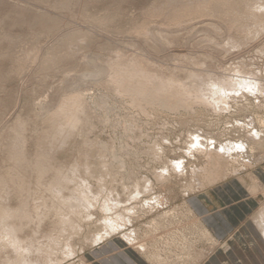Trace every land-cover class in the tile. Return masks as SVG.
<instances>
[{"label": "rangeland", "instance_id": "1", "mask_svg": "<svg viewBox=\"0 0 264 264\" xmlns=\"http://www.w3.org/2000/svg\"><path fill=\"white\" fill-rule=\"evenodd\" d=\"M152 1L153 0H75L64 10L56 12L54 10L49 12L41 10V12H45L47 16L42 19L39 25H31L19 20L20 23L15 21L10 28L7 30L5 29L6 32L14 38H21L22 35L25 36V33L30 34L31 32H36V34L40 33L42 37L40 36L36 40L31 39L32 35L27 37V41L25 40L26 42H23L16 51L17 53H19V51L21 52L18 60L14 59L10 61L8 58L4 57L0 60L1 69L15 70L9 80L0 86V104L1 101L4 100L0 105V169L4 167V163L6 162V152L13 138V131L20 123H22L23 131H25L27 137L28 144L26 143L25 145L28 147L31 154L34 155L36 153L37 140L40 138V131L45 127L44 125L45 122L48 121V118L52 117L57 109H59L63 100L68 98V100L72 102L75 101L77 95H80V101L76 105L79 111H86L88 114L86 126L93 124L95 127L92 126V130L94 131L89 132L87 135L91 137L89 141L92 143V148L88 151L87 156L90 157V154H92L93 158H98V151H104L100 150L97 144L100 141L105 142L109 147V151L118 153L117 155L119 156H124L126 160L125 168L122 166L123 169H121L118 167L119 165H116L115 169H121L120 171L125 173L127 169L135 168L133 170L135 172L134 181L146 180V182H150L152 186L150 191H142L140 198L133 200L127 193L123 194V188L120 187L121 185L119 183L118 185H116L117 183H112L111 185L112 190L121 194V202H125V205L131 203L132 205L130 207H138L141 210L140 213L137 212L138 216L133 218L132 225L130 224V227H127L137 229L138 236L146 241L147 252L145 253L147 254L148 261L152 264H203L204 261L208 260L207 258H210V254L212 255L214 249V246L211 247L212 236L201 226L199 219L193 215L197 209L194 207V209H196L194 211V209L190 207L189 199L192 196H196L197 198L210 197L211 191L215 189L213 188L214 186L221 184L225 180L232 179L247 182L250 186L247 192L250 195L257 196L260 193L264 195V185L262 184V182L264 183V145L259 147L255 146L262 143L263 140L257 143L250 142V144L247 142V134L249 133L258 131L264 135V94L257 95L255 93L254 95V93L252 94L249 92V94L242 99L243 96L240 94L245 91H241L242 93L237 94L234 93L236 94V98L230 99L228 105L225 106L226 108L223 111L220 110V113L217 112V108L212 110L210 107L206 108V106L198 107V104L194 105L195 107L189 111L161 112L158 110L152 111L151 109L147 111L131 104L129 98L125 97V95L120 96V94L114 90L110 82L113 79L112 71L111 74H105L100 77L90 76L83 78L84 82L81 83L78 82V77H83L81 71L88 68V65H94L95 60H104L105 62L114 64L112 62L113 58L117 53L122 52L124 54L121 53V55L124 57L126 55L131 57V54L136 57V54L140 53L138 57L143 60L146 59L144 62L146 64L144 65L154 63L151 67L155 68L160 67V65H156V63L164 67L166 65V68L168 67L167 65H169L168 63H175L173 66L169 65L168 68L170 69L168 70L171 71L172 67L175 69L179 68V73L176 70L174 71H176V77L178 76L177 78L182 80L186 78L189 73L191 74L198 70L197 68L201 67V63L205 64V62H207V66L205 64V67H210L209 65H211L213 61H217L216 64H212L214 65L212 69L216 68L217 64H219V66L217 65L219 71L225 67L226 70L227 68L230 69L231 67H235L231 70L228 69V73L231 76H226L229 78L234 80H236L235 78H238L237 80L244 78L250 81H255L256 79L264 82V51H262L264 48V32L261 30L262 34H260V31V33L256 35L257 37L253 35L255 36L254 40H248L247 36L244 35L245 33H243L241 36L237 34L241 40H239L238 36L236 37V35H233L234 40L228 41V39L226 40V37H224V30H221L223 38L221 37L220 40L217 41L216 37L219 39V35L213 38L211 32L204 31L205 27H202L203 25H199V23H197V27L199 26L198 29L196 23L193 24L195 27L190 25V28L187 24L183 27L180 26L179 29L172 28V25L163 26L161 27L162 33L170 34L168 37L173 41L170 40L169 44L164 46L165 48L162 47L163 50L154 49L152 48L153 45H151V40H148L149 35L145 37L141 36L142 33H145V31L149 29V27L145 29V25H143V29L141 25L150 22L144 19L146 16H143V10L149 8L148 10L150 11ZM0 2V20L3 21V23H8L9 19L18 16V14L16 15L17 8H30L32 5V3L24 0H0ZM19 2H21L22 7L18 5ZM32 2L34 3V1ZM33 7L34 5H32V9ZM35 8L38 9L37 5L33 10H35ZM43 8L44 10H46V8L49 10L51 9L46 6H43ZM43 8L41 5L40 9ZM146 11L145 13L148 12ZM109 15L113 16L108 18ZM49 17H53L54 20L49 19ZM55 18L60 20V24L53 33H49L51 28L57 25ZM208 18H210L209 21ZM208 18L203 17L201 20H207L208 22L218 21L216 18ZM98 19L104 22L108 21V23L102 24ZM251 22H249V25ZM153 25L154 24H152V26ZM242 25L244 26L245 24ZM185 26H187L188 31ZM141 27L142 29L140 31ZM250 27H252V24ZM182 30L187 32V35H185L186 32H183L184 37L186 36L185 38H180L182 36ZM213 30L216 31L215 29ZM138 31L140 34H138ZM194 31H196V33H194ZM73 32L79 34L74 38L76 40H59L63 35H68ZM205 32L207 33L204 34ZM218 32L219 31H217V33ZM1 33L2 31L0 29V34ZM179 34H181L180 37ZM1 36L2 34L0 38ZM208 37H211V42L213 41L212 43L216 44V47L219 44L217 48L212 45L211 42H209L210 48L206 46L208 41H210ZM235 37L238 39L235 40ZM65 41L68 42L67 45L74 43L69 47H64L63 44ZM214 41H216V43ZM8 44V40H5L3 49L2 51L0 50V53L7 51ZM221 46H226L225 50L226 48L227 50L222 52V50L219 49ZM215 49L219 51V53H215ZM211 52H213V54H211ZM210 54L212 60L213 58L215 60H210ZM68 55H71V58L67 59L68 64L64 67H60L59 69H45V66L49 67L53 63L50 62L47 64V62L54 57L66 58ZM205 55L209 56L208 60L212 61V63L206 61L208 57ZM20 56L22 59H20ZM205 57H207L206 60L204 59ZM202 58L204 60H202ZM191 59L193 60L191 61ZM208 62L210 64H208ZM178 64H181L182 68L181 65ZM149 66L147 67L149 68ZM238 67L240 68L238 69ZM243 67L244 69L247 68L250 70H244ZM163 68L160 67V69ZM166 68L165 70H167ZM203 69L204 66L202 69L199 68V71ZM209 69L206 68L207 71ZM217 69H215V72L218 71ZM165 70L163 69V71ZM168 70L165 72L170 73ZM207 71H205V73ZM252 71H258L257 73L255 72L256 75L254 74L257 78L252 74L254 73ZM213 72L214 70H212L211 74ZM224 72L222 73L224 74ZM172 73L174 74L173 71ZM209 73L208 71L207 75H209ZM219 73L220 72H218V74ZM258 73H260V76ZM90 74L93 75L92 72H90ZM215 74H217V72ZM82 88L87 89L83 90ZM194 88L195 87H193V89ZM195 90L196 89H194V91ZM238 94L242 100L238 97ZM110 106L114 108V111L111 113L108 112ZM129 124L132 126L128 128ZM197 133L215 139L216 143H213V146L215 145L216 148H218L217 144L219 143L243 139L249 146L254 147L252 149L255 151V154L246 158V164L240 161V164L238 162L228 161L226 163H219V168L221 170L215 177L206 181H216L219 178V182L211 186L203 185L202 188L199 185L200 188L198 187L197 189L196 187V191L193 189V193L190 192L188 194L186 193L187 185L195 181V179H192L193 175L191 174V169H193L195 165L199 168L204 167L207 161L205 153H195V155L192 156L186 151L190 143L189 138L191 135ZM83 142V139H74L73 151L65 155L69 164L74 160L71 157L75 152V146L78 148ZM154 148H156V155H154ZM92 150L96 151L90 152ZM157 150H160L161 154H158ZM85 153L86 152H82L81 155ZM75 154H78L77 150ZM157 155L160 157L158 158ZM136 156L139 157H137L138 160ZM212 156L218 158L214 152H212ZM180 159L185 160L186 172L184 174H177L173 170L170 176L165 174L167 175L165 178L160 179L158 177L165 166L169 165L172 161H181ZM79 161L80 164H85L80 157ZM100 165L101 163L95 170L102 173ZM78 167L79 169L84 168L83 165H79ZM124 169H126V171ZM169 169H173L172 166H170ZM255 173L257 177H254ZM225 174H227V178L224 177ZM181 175H185V177ZM120 180L122 179L119 178L117 181L119 182ZM120 189L121 191H119ZM153 197H160V199L164 200L163 202L168 205L166 204L167 206L165 205V207L154 208L155 211L154 209L152 211L150 207L145 206L144 203L146 199L150 200ZM48 200V202H50V199ZM185 204L187 209H185ZM14 205H17V203L14 202ZM123 208L125 207L120 209ZM56 209L58 213L55 212L56 216H53L52 221L59 220L61 216V208L58 209V207H56ZM263 210L264 203L256 215V220ZM122 211L123 210L120 212ZM167 211L171 212H169V216L166 217V221L162 222L159 231L154 233L146 226L148 223L149 225L152 224L154 219H157V216L162 212ZM191 211L193 212L192 215L188 213ZM69 215L73 216L72 213ZM92 216L93 219L90 221L85 222L87 217L79 221L82 226L87 224L83 237L76 241L77 250H81H79L76 257L73 256L63 260L59 264H80L81 261L86 264H95L93 262L92 253L94 250L100 249L106 243L107 239L103 240V242H99V244H90L89 237L100 231L103 228L102 223H104L100 218L101 213L99 211L93 212ZM49 227H51V223ZM158 227L159 226H157V228ZM119 236L121 235L115 234V236H112V240H118ZM143 256L145 257V255ZM1 261L2 259L0 258V263Z\"/></svg>", "mask_w": 264, "mask_h": 264}, {"label": "bare ground", "instance_id": "2", "mask_svg": "<svg viewBox=\"0 0 264 264\" xmlns=\"http://www.w3.org/2000/svg\"><path fill=\"white\" fill-rule=\"evenodd\" d=\"M24 1L32 3L34 7L37 5L38 9L35 8V10H33L34 7L32 9V5L30 7L31 9L29 7H22L21 2H19L18 5L22 8L16 9V15L18 14L17 17L9 19L8 23H3V21L0 20V29L2 31L0 50L2 51L5 40L9 42L7 51L0 53V60L3 57L8 58L10 61L14 59L18 60L21 52L19 51V53H17L16 51L23 42L27 41V37L32 35V40H36L40 36L42 37V34H36V32H31L30 34L25 33V36L22 35L21 38L12 37L6 30L10 28L15 21L20 23L19 20H21L23 23L39 25L42 19L47 16V14L41 12V10L46 12L64 10L75 0ZM32 1H34L35 4ZM41 5L42 8L46 6L51 9H40ZM151 5L152 12L151 9L150 11L148 10L149 8L143 10V16H146L144 19L150 22L141 25L142 27L145 25V29L149 27L145 33L141 32V36L145 37L149 35L148 40H151V45H153L152 48L154 49L163 50L162 47L167 46L170 40L173 41L168 37L170 34L162 33L161 27L163 26L172 25V28L179 29L180 26L183 27L186 24L189 27L196 23L197 27V23H199V25L201 24L203 25L202 27H205L204 31L211 32L213 38L219 35V39L216 37L217 41L223 36L221 35V30H224V37H226L228 41L234 40L233 35L237 37L239 34L241 36L243 33H245L244 35L247 36L248 40H254V37L259 34L261 30L264 32V0H153ZM145 11L147 13H145ZM112 16L113 15H109L108 18ZM203 17L216 18L218 21L213 22L210 20L211 22H208L210 18H208V21H202L201 18ZM49 19L54 20L53 17H49ZM55 20L57 25L53 26L49 33H53L60 24V20L57 18H55ZM98 21L102 22V24L108 23V21L104 22L100 19H98ZM249 22H251L250 25ZM152 24L154 25L152 26ZM242 24L245 25L243 26ZM251 24L252 27H250ZM185 28H187V26H185ZM217 31L219 32L217 33ZM262 31L260 34H262ZM181 32L182 36L180 37L181 34H179L180 38L184 37L183 32L186 31L182 30ZM194 33H196V31H194ZM138 34H140L139 31ZM78 35L77 32L69 33L68 35L60 37L59 40H76L74 38ZM185 35H187V32ZM236 37L235 40L239 38V36L238 38ZM208 39H210V41H208L206 46L210 48L209 42H211V37H208ZM205 40L203 41L206 42ZM239 40L241 39L239 38ZM212 42L211 44L216 47V44ZM214 42L216 43V41ZM67 43L68 42L65 41L63 44L64 47H69L74 42L68 45ZM225 47L221 46L222 49H219L225 52L227 50V48L225 50ZM262 51H264V48ZM121 53H117L113 58L112 62L114 64L105 62L104 60H95V66L88 65V68L81 71L83 77H78V82H84L83 78L90 76L100 77L105 74H111L112 71L113 79L110 82L114 90L118 92L120 96L125 95V97L129 98L131 104L138 108L147 111L148 109L152 111L158 110L161 112L189 111L197 104L198 107L206 106V108L210 107L212 110L217 108L216 110L219 112L226 108L225 106L228 105L230 99L236 98L237 93L245 91L240 94L243 96L242 99H244L249 92L252 94L254 93V95L255 93L257 95L264 94V82L262 81L256 79L255 81H250L244 78H240L239 80L235 78L236 80H234L226 76L229 75L228 71L235 67H231L230 69L227 68V70L225 69L226 67H223L225 70H221H224V72L218 70L219 64H217L218 66L216 65V68L212 69V66L214 67L212 64H216L217 62L213 61L215 60L214 58L212 60L211 54H213V52L210 54V60H212L213 63L208 60L209 56L205 55L208 58H204L205 60L207 58L206 61L212 63L209 65L210 67H205L207 62H205V64L201 63V67H198V70H196L198 72L194 71L195 73H189L190 75L188 74L183 80L177 78L178 76L176 77L175 72H178L179 68L175 69L172 67L171 71L168 70L170 69L168 68L169 65L173 66L175 63H168L169 65H167V68L166 65L164 67L156 63V65H160L161 68L164 67V70L166 68L170 73H172V71L174 72V74H170L166 73L167 70H165V72L156 65L154 66L160 70L151 67L154 64L153 62V64L149 63L150 66L144 65L146 64L144 63L146 59H140L138 57L140 53L136 54V57L133 56V54H131V57L127 55L124 57ZM215 53H219V51L215 49ZM70 56L71 55H68L66 58L54 57L47 62V64L50 62L53 63L49 67L45 66V69H59L60 67H64L68 64L67 59L71 58ZM20 59H22L21 56ZM204 59L202 58V60ZM192 60L193 59H191V61ZM208 64L210 63L208 62ZM147 66H149V68ZM203 66L204 69L199 71V68L202 69ZM206 68H211L214 72L211 74L212 70L209 69L208 71L210 73L207 75L208 71ZM239 68L240 67H238V69ZM215 69L218 70L216 71L217 74H215ZM204 70L207 72L205 73ZM14 71L13 69L4 70L0 68V86L9 80ZM90 72H92L93 75H91ZM218 72H224L225 75L223 73L218 74ZM236 72L238 73L239 71ZM255 72L252 74L254 75ZM258 74L260 76V73ZM259 76L258 78L260 79ZM193 87H195V91ZM82 89L86 90L87 88ZM240 95L238 94V97ZM80 98V95H77L75 101L71 102L68 98L63 100L59 109H57L52 117L48 118V121L45 122V127L40 131V138L37 140L36 153L34 155L31 154L30 150L25 145L27 143V137L25 131H23L22 123L13 131V138L6 152V162L4 163V167L0 169V258L2 259L0 264H59L63 260L73 256L76 257L79 250H81H77L76 241L83 237L87 225L84 224L82 226L79 221H82L85 217H87L85 222L92 220V213L97 211L101 213L100 218L104 221V223H102L103 228L89 237L90 244H99V242H103L105 239L108 240L112 238V236H115V234H118L121 235L119 237L122 238V240L126 241L140 254L144 255V253L147 252L146 241L138 236L137 229L127 227L130 224L132 225L133 218L138 216L137 212L140 213L141 210L138 207H130L132 205L131 203L125 205V202H121V194L112 190L111 185L112 183H117L116 185L119 183L121 185L120 187L123 188V194L127 193L133 200L140 198L142 191H150L152 186L150 182L147 183L146 180L134 181L135 172L133 170L135 168L127 169V171L124 169L126 172L122 173L120 170L126 167L124 156H119L117 155L118 153L109 151V147L105 142L100 141L97 144V147L104 151H98V158H93L92 154H90V157L87 156L88 151L92 148V143L89 141L91 137L87 135L94 130H92L93 124L86 126L88 122L87 112L79 111L76 105L80 101ZM239 98L241 99V97ZM3 101H1V104ZM112 111H114V108L110 106L108 112L111 113ZM129 126L131 127L132 125L129 124L128 128ZM75 138L83 139L84 142L81 143L78 148L75 146V152L71 157L74 160L69 164L65 155L73 151L72 147ZM189 139L190 143L186 150L187 153L192 156H194L195 153H205L207 161L204 167L199 168L195 165V167L191 169V174L193 175L192 179H195V181L187 185V188L185 187L187 189L186 193L188 194L190 192L193 193V189L196 191V187L198 189L199 185L202 188L203 185L211 186L219 182V178L216 181L206 182L215 177L221 170L219 168V163H226L228 161L238 162L239 164L243 162L246 164V158L255 154V151L252 149L254 147L249 146L243 139L219 143L217 144L218 148H216L215 145L213 146V143H216L215 139L207 135L203 136V134L197 133L191 135ZM262 140V143L255 146L259 147L264 145V135L258 131L247 134V142L249 144L250 142L257 143ZM76 150L78 152L77 155L75 154ZM155 150L156 148L153 150L154 155H156ZM95 151L96 150H92L90 152ZM82 152L86 153L81 155ZM212 152H214L218 158L213 157ZM157 153L161 154L160 150H157ZM138 156H136V158ZM79 157L85 164H80ZM157 157L159 158L160 156L157 155ZM180 160L181 161H172L171 163L169 160L170 164L165 166L159 175L157 174L158 177L162 179L167 175L170 176L173 170L177 174H184L186 172L185 160ZM100 163L102 173L95 170ZM79 165H83L84 168L79 169ZM116 165H119L118 167L121 169H115ZM170 166H172L173 169H169ZM183 177H185V175ZM224 177L227 178V174H225ZM119 178L122 180L118 182L117 180ZM119 191H121V189ZM48 199H50V202H48ZM163 201L164 200H161L160 197H153L150 200L146 199L144 205L149 206L153 211L154 208L165 207L167 203ZM14 202H16L17 205H14ZM56 207H58V209L61 208V216L59 220L52 221L53 216H56L55 214L58 213ZM122 207L125 208L120 209ZM121 210L123 211L120 212ZM169 212L171 211L162 212L157 216V219H154L152 224L149 225V223H146V226L154 233L159 231L162 222L166 221V217L169 216ZM70 213H72L75 218L69 215ZM50 223L51 227H49ZM257 223L264 233V210L261 212L260 216L257 217ZM157 226L159 227L157 228ZM80 264L86 263L81 261Z\"/></svg>", "mask_w": 264, "mask_h": 264}, {"label": "crops", "instance_id": "3", "mask_svg": "<svg viewBox=\"0 0 264 264\" xmlns=\"http://www.w3.org/2000/svg\"><path fill=\"white\" fill-rule=\"evenodd\" d=\"M213 188L210 197L189 199L190 207L197 209L193 215L212 236L214 249L203 264H264V233L256 220L264 195H250L249 184L237 179L225 180ZM118 238H110L93 251L95 264H152L146 253L144 257Z\"/></svg>", "mask_w": 264, "mask_h": 264}]
</instances>
